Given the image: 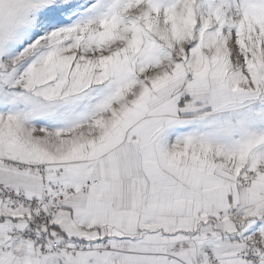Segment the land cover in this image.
I'll return each instance as SVG.
<instances>
[{
	"label": "snow or ice",
	"instance_id": "obj_1",
	"mask_svg": "<svg viewBox=\"0 0 264 264\" xmlns=\"http://www.w3.org/2000/svg\"><path fill=\"white\" fill-rule=\"evenodd\" d=\"M0 264H264V0H0Z\"/></svg>",
	"mask_w": 264,
	"mask_h": 264
}]
</instances>
